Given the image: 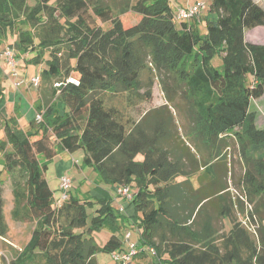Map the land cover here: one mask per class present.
Returning <instances> with one entry per match:
<instances>
[{"label":"trees","instance_id":"obj_1","mask_svg":"<svg viewBox=\"0 0 264 264\" xmlns=\"http://www.w3.org/2000/svg\"><path fill=\"white\" fill-rule=\"evenodd\" d=\"M176 14L171 0H0V44L17 30L19 50L47 64L40 76L50 89L34 131L12 116L0 139V234L9 231L4 181L16 170L25 179L13 189L14 216L35 222L8 264H99L98 251L113 257L128 245L120 214L164 263L264 264V126L251 109L264 94V43L246 36L264 25V7L211 0L208 12ZM157 79L167 102L136 117L132 109L152 100ZM178 95L188 106L185 130L173 110ZM231 141L244 165L236 178ZM65 149H83L100 183L132 188L125 213L108 193L71 189L56 205L60 184L55 196L46 172ZM107 222L113 234L101 247L93 232Z\"/></svg>","mask_w":264,"mask_h":264},{"label":"crops","instance_id":"obj_2","mask_svg":"<svg viewBox=\"0 0 264 264\" xmlns=\"http://www.w3.org/2000/svg\"><path fill=\"white\" fill-rule=\"evenodd\" d=\"M197 1L200 0H175V7L174 6L173 7L177 12L178 9H180L181 7H187L188 5L193 4ZM201 1H204L206 3L205 0H201ZM255 1L264 7V0H255ZM207 7L208 6L206 3V8L203 10V13L206 12ZM246 36H247V40L249 41L264 43V25H260L253 29L248 30ZM18 40H19L18 31L13 29L12 31L10 30L7 32V38L4 40V42H2V44H0V85L2 87V94L0 95V131L3 134L0 137V139H5L6 132L4 126L8 121V119L11 118L12 116L18 118L19 125L25 131H28L30 133L34 131L31 121L35 118L36 114L40 112L39 111L40 109H44L40 107H45L46 106L45 103L50 97L49 85L43 82L42 77L39 86L32 84L31 81V79L34 76L41 75V71L47 66V64L43 62L44 64L40 63L35 65V63L31 62L30 60L32 53L21 52L19 50ZM4 47L12 48L17 51L18 60H17L16 70H13V67L9 64L4 54L5 51ZM56 107L61 111L64 108L63 106H61L60 103H57ZM251 109L257 111L258 125L264 126V94L260 97L253 98L251 100ZM8 149L10 150L12 149V147L9 146ZM0 153H1L0 154V162H1V159H3L4 156L2 152ZM74 156H75V152L72 153L65 149L62 150L59 154H57L54 158L48 161L47 170H49V168H52V170L54 171L55 174L53 173V176L56 177V182L58 187L60 184L61 176L63 174L66 173L70 174L69 172L73 171V169L75 170L76 166H79L83 170L84 166L82 167L80 165V160ZM230 158H232L231 155ZM41 159L44 160L45 158L42 156ZM75 179L76 177H74V180ZM106 184L107 183H103L102 187H100L101 185H98V188L95 190L93 187H89V189L83 191L84 194L83 193L81 194L83 197L85 195H92V196L95 195L101 197L106 195L107 193L108 195H111V192L113 193L115 191L114 185L110 186V184L107 185ZM72 193H75L74 189L72 190ZM115 196H118V198L115 199L119 201V206H120L119 212L125 213L126 210L125 207L126 205H128L130 201H128L122 195L115 194ZM115 199H113V201ZM124 218L125 217L120 214L118 217L119 223H122L123 226L126 225L128 228H130V222L127 221V223H124L123 221ZM132 236L133 235H131V237ZM139 236L137 239H131V240L139 241ZM133 260L134 261L137 260L138 264H151L152 261H154L153 264H164V262L162 261V259H160L158 255L155 256V260L153 259L150 262V258L147 257L145 253L144 254L141 253L140 255H137Z\"/></svg>","mask_w":264,"mask_h":264},{"label":"rangeland","instance_id":"obj_3","mask_svg":"<svg viewBox=\"0 0 264 264\" xmlns=\"http://www.w3.org/2000/svg\"><path fill=\"white\" fill-rule=\"evenodd\" d=\"M207 3V9L206 12H208L209 10V4L211 0H205ZM31 5H34L36 3V0H29ZM172 5L175 7V0H172ZM200 29L202 32H206L207 31V27L205 23L200 24ZM7 47H4V49H6ZM213 64L215 66H220L222 64V57L221 55L217 54L214 56L213 60H212ZM44 64V63H43ZM42 64V65H43ZM36 65V64H35ZM150 74V71H144L142 76L146 77L147 75ZM154 95L152 100L150 101H145L143 102L139 107H135L132 109L134 115L136 117L140 116V113H142L144 110L149 109L151 107H157L160 105H163L167 102L166 97L162 91L161 85H160V80H156L155 84H154ZM61 104V106L64 107V103L58 102ZM173 110L176 112L177 117H178V126L182 127L184 130L185 128L190 126V120L187 114V102L180 97L179 95L177 96L176 99V103L173 104ZM3 134L0 131V137ZM231 149H229V151H231L233 153V157H234V162H233V172H234V177L236 178L240 173L243 172L244 170V165H242V162L239 158V154L237 153V147L234 146V143L231 141ZM11 150V149H10ZM235 151V152H234ZM85 152L82 149H78L75 152V156L76 158H78L80 160V165L83 167V170L79 167L76 166V169L73 171H70L69 175H71L73 178L76 177V179L74 180V182L72 183L71 189L75 191L76 194L81 195V193H83V191H85L86 189H89V187H93L94 190L98 188V185H101L100 187L103 186V183L100 184L101 182V178L99 173L95 170V168L92 165H85L84 164V156ZM236 155V156H235ZM143 155L139 154L137 156V159H142ZM4 161V158L1 159V162ZM54 171L52 170V168H49V170H47L46 175L48 177V181L50 182L49 184L51 185V187L55 190V196H59L60 195V190L57 186V182H56V177L53 176ZM55 174V173H54ZM8 177L7 179L4 181L5 185H4V196H5V206H4V213H5V218L9 224V231L4 234L1 235L0 234V264H8V261L10 258H12V256L14 255V253L21 248L22 246H24L29 238L31 237V233H32V229L35 225L34 221L31 220H24L22 218L19 219V217H15L13 210L16 207V201H15V195H14V187L15 185H18L20 182L21 184L23 183L24 179H25V175H21V172L16 170L15 172H13L12 174H7ZM105 185V184H104ZM107 185V184H106ZM236 191V190H234ZM84 194V193H83ZM116 193H112L111 195L113 197V199H117L118 196H115ZM114 200L113 206L117 209V211H120V206H119V201ZM23 204L24 202H21L19 205V209L21 213L23 212ZM121 204V203H120ZM101 206V205H99ZM98 206V207H99ZM97 207L95 206H90L87 205V211L90 214V217H92L94 210H96ZM119 215V213H118ZM135 217V216H134ZM133 218V217H132ZM134 219V218H133ZM90 220V218H89ZM106 226H104L101 229H96L93 232V235L97 241V243L102 247L106 241L109 239V237L113 234V231L111 229V225L109 222L105 223ZM226 225L227 228L229 229L231 226V221L229 219V217H226ZM121 231H118V233L122 236L125 237V235L122 234H126V232L128 230L131 231L132 233V237L131 239H137L139 236V226L137 224H134L133 222H130V228H128L126 225H122L120 228ZM127 239H125V244H127ZM147 257L150 258V262L154 259L155 260V256L157 255H152L150 253H146ZM97 259L99 264H118L117 261L112 257V254L110 252H106L104 250H100L97 253ZM154 261L151 262V264H153ZM129 264H138L137 260L134 261L132 260L131 262H129ZM164 264H168V263H164Z\"/></svg>","mask_w":264,"mask_h":264},{"label":"built area","instance_id":"obj_4","mask_svg":"<svg viewBox=\"0 0 264 264\" xmlns=\"http://www.w3.org/2000/svg\"><path fill=\"white\" fill-rule=\"evenodd\" d=\"M205 8H206V3L200 0L193 4L188 5L187 7H182L178 9L176 16L181 20L189 19L201 14ZM4 54L9 64L13 67V70H16L17 55L15 50L12 48H7L4 51ZM70 80L78 84V80H76L75 78H70ZM31 81L32 84L39 86L41 82V76L36 75L31 79ZM42 118H43V112L40 111L36 114L35 119L37 121H40L42 120ZM71 186H72V178L68 174H63L60 180L61 195L59 198L56 199L55 202L57 206H60L62 202L69 197ZM115 189L119 195L124 196L128 201H131L133 199V193L129 186L117 184L115 186ZM131 235L132 233L130 230L127 231V233L125 234V239H127L128 242V245L125 250L113 251V257L115 260L126 264L130 262L135 256H137L142 252H148L152 255L157 254L156 249L154 247L143 248V246L140 245L139 241L131 240Z\"/></svg>","mask_w":264,"mask_h":264}]
</instances>
